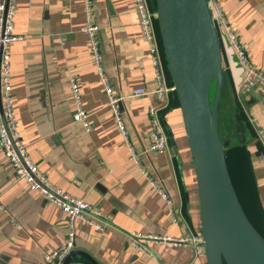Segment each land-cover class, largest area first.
<instances>
[{"label": "crops", "instance_id": "0c3cea01", "mask_svg": "<svg viewBox=\"0 0 264 264\" xmlns=\"http://www.w3.org/2000/svg\"><path fill=\"white\" fill-rule=\"evenodd\" d=\"M89 2L92 21L99 29L102 75L118 100L127 142L152 182L129 158L117 129L88 37L81 31L86 25L84 0H16L14 32L24 40L9 48L11 100L28 154L51 183L102 213L107 224L103 232L75 224L73 249L98 264H206L200 245L151 244L152 258H148L128 243L131 233L201 236L194 164L179 108L163 116L172 135L167 151H147L148 109L155 108L159 115L168 105L169 93L165 103L154 94V72L132 0ZM218 2L249 62L264 71V0ZM221 50L232 96L255 134L258 128L264 129V97L235 90L229 65L235 57L229 60L222 44ZM70 77L78 85L89 131L72 119ZM140 87L146 94L132 96ZM226 109L225 115L229 106ZM238 135L243 137L241 129ZM259 143L248 139L247 147L264 211V136ZM158 189L169 197L171 207ZM0 205V264H45L43 254L65 241L64 213L15 179L1 148ZM69 264L88 263L75 256Z\"/></svg>", "mask_w": 264, "mask_h": 264}, {"label": "water", "instance_id": "95a60500", "mask_svg": "<svg viewBox=\"0 0 264 264\" xmlns=\"http://www.w3.org/2000/svg\"><path fill=\"white\" fill-rule=\"evenodd\" d=\"M155 14L167 73L194 164L205 263L264 264V238L238 200L225 159L228 141L225 143L219 132L226 71L207 0H155ZM229 113L236 123L240 121L237 109L230 108ZM239 129L241 125L236 131ZM75 256L88 264H98L77 249L71 250L62 264H69Z\"/></svg>", "mask_w": 264, "mask_h": 264}, {"label": "built area", "instance_id": "2783aa9c", "mask_svg": "<svg viewBox=\"0 0 264 264\" xmlns=\"http://www.w3.org/2000/svg\"><path fill=\"white\" fill-rule=\"evenodd\" d=\"M132 2L138 16L137 25L140 28L142 40L146 44L148 58L154 72V80L157 86L154 94L157 96L160 103H165L167 94L172 92L173 89L172 87H168L165 83L163 61L154 25L156 14L150 10L147 0H132ZM207 3L211 18L215 21L216 27L218 28L221 44L229 60L231 57H235L232 63L229 61L235 90L243 93L254 91L264 97V71L250 64L218 0H207ZM90 7L89 0H84L86 25L81 31L88 37L89 49L93 56L94 65L100 77V82L115 119L117 129L127 144L129 158L140 167L141 172L150 180L146 172H144L140 166L139 158L134 149L127 142V132L117 108L118 100L113 96L110 86L102 75V59L96 40V34L99 29L92 21ZM15 10L16 0L0 1V148L15 179L22 181L26 185L28 191L39 195L45 201L58 207L61 212L64 213L66 217L65 241L56 250L43 254V261L45 264H62L66 255L74 248L76 223L85 225L97 232L105 231L107 224L103 222L102 213L98 208L67 194L50 182L47 175L38 169L29 156L27 146L16 127L11 100L9 48L14 43L22 42L24 37L14 32ZM233 69L236 71L233 72ZM70 87L74 102L72 119L74 122L80 123L85 131H89L90 125L87 120V114L82 105L78 85L73 77H70ZM145 94L146 92L141 87L134 89L132 92V96L134 97L144 96ZM148 116L150 119V129L148 132L149 144L147 151L158 154L165 153L168 148V140L159 120L157 110L153 107H149ZM262 116L264 119V108L262 110ZM263 136L264 129L258 128L255 131L256 139L261 141ZM261 160L264 161V155L261 156ZM158 192L168 206L171 207L172 202L169 197L160 189H158ZM0 209H2L1 205ZM128 243L142 255L152 258V254L148 249L151 244L173 248L201 246L202 237L195 234L171 237L167 235L131 233L128 236Z\"/></svg>", "mask_w": 264, "mask_h": 264}, {"label": "trees", "instance_id": "16d2710c", "mask_svg": "<svg viewBox=\"0 0 264 264\" xmlns=\"http://www.w3.org/2000/svg\"><path fill=\"white\" fill-rule=\"evenodd\" d=\"M147 2L150 10L152 12H155V0H147ZM154 25H155V30L161 52V58L163 61L165 83L168 87H172V83L170 81L166 69V63L159 39L156 20L154 22ZM232 91H233L232 82L227 73L226 86L224 93L222 94V98L219 105V108H221V114H220L221 117H219V120L223 119L224 124H227L226 133L228 134V137H226V140L228 141V144L224 148L226 164L232 181V185L234 187L238 200L243 208V211L245 212L248 220L251 222L254 228L264 238V211L259 201V197L257 193V185L250 165L249 150L247 147L248 139H250V141L252 140L255 144H260V143L256 139L254 131L250 126L249 122L247 121V119L245 118L243 110L240 107L238 101L234 96H232ZM228 106L229 109L230 108H232L233 110L237 109V112L240 117V121L238 123H236L235 118L229 113V110H228V114L225 115L227 110L226 108ZM173 108H178V103L175 94L172 91L169 93V100L167 107L162 111H160V114L158 115L163 130L167 136V140H170V137L172 135L163 116ZM240 125L243 131L242 142H240L241 137L237 136L238 132L236 131L237 127H239ZM235 131L237 135L235 134ZM220 136L223 137V134H221V132H220ZM245 138L246 141H244Z\"/></svg>", "mask_w": 264, "mask_h": 264}, {"label": "rangeland", "instance_id": "374dc122", "mask_svg": "<svg viewBox=\"0 0 264 264\" xmlns=\"http://www.w3.org/2000/svg\"><path fill=\"white\" fill-rule=\"evenodd\" d=\"M212 22H213V25H214L217 33H218L219 41L221 43V38H220V34H219V31H218V28L216 27V23H215V21L213 19H212ZM212 85H213V83H212ZM212 85H211V91H210V99H212V97H213V89H214V86H212ZM262 101L264 102V98H262ZM222 122H223V119H220L219 122H218V124H219V130H220L221 134H223V141L225 143H227L226 137H228V134L225 131L226 128L224 127V122L223 123Z\"/></svg>", "mask_w": 264, "mask_h": 264}]
</instances>
